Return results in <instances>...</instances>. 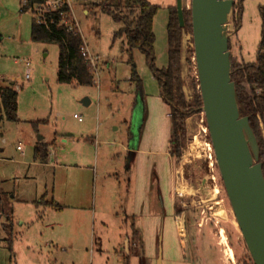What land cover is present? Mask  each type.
I'll return each instance as SVG.
<instances>
[{"label":"rangeland","instance_id":"374dc122","mask_svg":"<svg viewBox=\"0 0 264 264\" xmlns=\"http://www.w3.org/2000/svg\"><path fill=\"white\" fill-rule=\"evenodd\" d=\"M146 1L160 7L153 30L156 67L163 69L168 64V8L176 7L177 0ZM234 1L230 51L232 66L237 68L256 59L264 0ZM103 2L72 3L84 44L98 59L94 85H78L59 82L57 44L32 42L34 13L29 9L22 13L19 0L0 1V86L19 87L18 121L5 119L0 127V158L5 160L0 161V264H150L142 262L141 250L134 247L140 235L129 243L130 260L126 254L125 240L131 237L127 210L134 184L128 187L123 165L126 157L132 163L137 157L122 151L121 145L137 151L151 142L149 148L154 149L166 113L161 112L160 88L145 56L138 50L128 53L126 36L115 38L125 24L105 13ZM190 9L191 0H184L187 16ZM191 28L186 23L181 33V78L188 115L180 156L174 154L171 127L167 147L174 162V221L177 234H184L183 215L176 212L182 204L200 211L209 264H245L251 256L223 186L201 110ZM131 59L143 84V99L129 81ZM24 60L30 64L29 71ZM40 138L48 148L47 166L33 165ZM156 164L163 168L164 158L156 157ZM136 170H132L133 180ZM203 179H208L210 199L198 190ZM45 195L47 202L63 209L40 208L44 215L38 222L33 201ZM157 199L161 204L158 194ZM168 231L174 239L172 221Z\"/></svg>","mask_w":264,"mask_h":264},{"label":"trees","instance_id":"16d2710c","mask_svg":"<svg viewBox=\"0 0 264 264\" xmlns=\"http://www.w3.org/2000/svg\"><path fill=\"white\" fill-rule=\"evenodd\" d=\"M43 1L29 0V6L40 4ZM102 8L115 20L124 22V29L118 32L115 38L126 36L129 47L128 53L138 50L145 56L147 65L161 89L162 97L170 107L172 145L174 154L180 156L182 137L185 135L184 123L188 115V105L181 78V33L183 29L179 26L176 7L168 8V64L163 69L156 67L153 30L154 18L160 7L154 6L146 0H104ZM25 10L27 8L22 7L21 12L23 13ZM63 11L67 12V9ZM233 11H235L234 8ZM260 15L262 24L256 59L253 63H246L237 68L232 66L231 78L236 86L240 114L242 117L249 118L250 126L257 139L260 150L259 162L262 164L264 174V8H260ZM184 17L185 24L190 25L191 10L188 12V16L184 11ZM238 17L237 14L234 21L236 29L238 28ZM54 19L57 26H53L51 31L39 27L33 22L31 28L32 42L58 45V79L61 84L76 82L78 85H94V71L81 53V48L84 46L81 33L77 29L70 32L64 26H58L61 21L59 14L55 15ZM130 64L132 70L129 81L136 85L137 94L143 98V84L132 59ZM18 97V91L13 86L0 91V127L5 119L13 122L18 121ZM197 102L201 104L200 97H198ZM48 158L47 145L38 143L35 147V160L45 164ZM41 203L47 207L62 210V207L55 205L54 202H46L45 197L42 198ZM245 264H252L251 259Z\"/></svg>","mask_w":264,"mask_h":264},{"label":"water","instance_id":"95a60500","mask_svg":"<svg viewBox=\"0 0 264 264\" xmlns=\"http://www.w3.org/2000/svg\"><path fill=\"white\" fill-rule=\"evenodd\" d=\"M234 0H191L197 78L215 161L232 212L254 264H264V174L259 146L248 117L240 114L232 81L230 19ZM177 18L185 28L184 0ZM85 100L84 104L89 105ZM42 138L39 140L41 141ZM208 179L198 185L210 199Z\"/></svg>","mask_w":264,"mask_h":264},{"label":"crops","instance_id":"0c3cea01","mask_svg":"<svg viewBox=\"0 0 264 264\" xmlns=\"http://www.w3.org/2000/svg\"><path fill=\"white\" fill-rule=\"evenodd\" d=\"M12 86L13 84H11V87ZM7 87L9 86H0V91ZM161 100H162L161 101L162 104L160 105V107L163 105L161 112L162 114L166 113L165 115L166 118L164 120L162 119L163 121L160 124L161 130L158 132V134L155 137V140L153 141L154 149L149 148L151 146L150 145L151 142L150 143L147 142L144 149L142 150L140 149L137 151L130 149L128 146L121 145L122 151H124L127 154L136 155L137 157L136 163H132L129 157H126L123 165V171L125 172V175L129 177L128 187L131 188L132 184H134L132 191L133 200L130 203L129 210H127L129 212L128 228L131 230V237H126L125 240L126 254L129 258V259L127 258L128 260L132 258V256L129 255L130 253H128L129 243L134 242L135 241L134 238L137 235L143 237L144 249L142 250L146 251L147 255L149 256L151 250L152 237L157 227V219L160 214V209L166 210V212L169 213V215L172 214L174 209L173 208L174 201L172 199V193H171L172 181L174 177V173H173L174 162L172 160V156L169 155L167 150V147L170 146V141H171L169 127H171V131H172L171 120H170V107L164 101L162 94H161ZM39 143H44V138H42L41 141L39 140ZM141 153L143 154V159L141 157ZM147 156L151 157V159H146ZM156 157L164 158L163 168L161 167L159 168V166L156 164ZM0 161H5V160L0 158ZM49 161H50V157L48 158V161L45 164L35 160L34 162L36 163H33V165L35 164V165L47 166ZM168 164L170 165L169 166L170 169L167 172L166 168ZM116 165L117 164L113 166L116 167ZM134 166L137 169L136 170L137 173L135 174L136 175L135 180H133V177L131 175L132 170H135ZM118 178H120L119 175L116 176V179ZM156 178H157V183H155ZM157 194L160 197L161 204L157 199ZM43 197H45L46 199L47 195ZM42 198L39 200V202L38 199H35L37 201H33L34 207L37 210L36 220H38V222L43 220L44 211L47 208H50L41 203ZM40 208H43L44 211L40 210ZM57 211H61V210H57Z\"/></svg>","mask_w":264,"mask_h":264},{"label":"flooded vegetation","instance_id":"af4514ba","mask_svg":"<svg viewBox=\"0 0 264 264\" xmlns=\"http://www.w3.org/2000/svg\"><path fill=\"white\" fill-rule=\"evenodd\" d=\"M183 208L179 209L177 216L183 215L184 234H177V228L175 225V208L173 206V212L169 215L166 210L160 209V214L157 219V227L152 237L151 250L149 256L144 249V241L141 236L138 243L134 244V247L139 248L142 253V262H150V264H209L208 259L205 256V241L204 235L199 224V218L201 216L200 211L191 210L187 208L185 204H182ZM161 208V207H160ZM170 221L173 222L176 237L173 239L169 236L168 225ZM162 225V226H161ZM177 240L178 244H173ZM132 243V242H131ZM178 249V255L176 250Z\"/></svg>","mask_w":264,"mask_h":264},{"label":"built area","instance_id":"2783aa9c","mask_svg":"<svg viewBox=\"0 0 264 264\" xmlns=\"http://www.w3.org/2000/svg\"><path fill=\"white\" fill-rule=\"evenodd\" d=\"M1 1V0H0ZM22 7H26L34 13V22L39 27H44L51 31L53 26L56 25L54 19L55 15L59 14L61 21L58 26H64L68 31L73 32L76 29L80 32L79 27L73 17L72 13V3L74 0H44L40 4H34L29 6V0H19ZM67 9V12L63 10ZM82 56L86 59L88 65L93 69L94 75L97 71V58H93L87 49V46L81 48ZM25 64L26 69L29 71L30 64L28 61L24 60L22 62ZM29 74L26 75V80H29ZM17 91L19 87H16ZM74 119L78 122H82V119L78 115H74ZM20 148H18L19 150Z\"/></svg>","mask_w":264,"mask_h":264}]
</instances>
